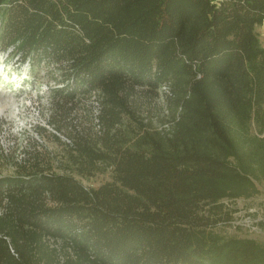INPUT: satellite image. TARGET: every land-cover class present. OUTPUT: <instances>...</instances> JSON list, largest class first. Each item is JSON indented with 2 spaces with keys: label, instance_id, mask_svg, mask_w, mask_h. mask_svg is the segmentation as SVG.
<instances>
[{
  "label": "trees",
  "instance_id": "obj_1",
  "mask_svg": "<svg viewBox=\"0 0 264 264\" xmlns=\"http://www.w3.org/2000/svg\"><path fill=\"white\" fill-rule=\"evenodd\" d=\"M263 18L264 0H0V51L52 69L56 121L96 98L70 171L111 174L85 186L40 153L0 174V264H264L213 229L264 184Z\"/></svg>",
  "mask_w": 264,
  "mask_h": 264
},
{
  "label": "rangeland",
  "instance_id": "obj_2",
  "mask_svg": "<svg viewBox=\"0 0 264 264\" xmlns=\"http://www.w3.org/2000/svg\"><path fill=\"white\" fill-rule=\"evenodd\" d=\"M258 35L264 46V24H260ZM26 67L17 66L15 57L10 58L0 51V174H14L16 163L22 162L28 153H40L46 160V171L70 172L85 186H97L109 180L110 168L82 176L70 171L68 161L67 143L71 140L68 133L91 125L90 106L94 117L96 98L91 95L72 106L66 104L64 118L58 122V107L46 89L47 85L54 84L51 76L56 75L52 69L44 67L37 71V76L29 75ZM159 90L165 89L162 86ZM54 101L60 98L55 97ZM153 102L163 107L161 98ZM165 113L166 110L154 111L155 125L160 124L159 119H163ZM257 185L260 189L257 194L234 200L238 210L233 213L232 221L214 226V231L223 236L253 237L264 243V224H260L264 223V184Z\"/></svg>",
  "mask_w": 264,
  "mask_h": 264
},
{
  "label": "crops",
  "instance_id": "obj_3",
  "mask_svg": "<svg viewBox=\"0 0 264 264\" xmlns=\"http://www.w3.org/2000/svg\"><path fill=\"white\" fill-rule=\"evenodd\" d=\"M260 27V24L256 26V30L258 31V28ZM259 36V35H258ZM260 39V36H259ZM261 41V40H260Z\"/></svg>",
  "mask_w": 264,
  "mask_h": 264
},
{
  "label": "built area",
  "instance_id": "obj_4",
  "mask_svg": "<svg viewBox=\"0 0 264 264\" xmlns=\"http://www.w3.org/2000/svg\"><path fill=\"white\" fill-rule=\"evenodd\" d=\"M261 24H264V18H263V20H262Z\"/></svg>",
  "mask_w": 264,
  "mask_h": 264
},
{
  "label": "bare ground",
  "instance_id": "obj_5",
  "mask_svg": "<svg viewBox=\"0 0 264 264\" xmlns=\"http://www.w3.org/2000/svg\"><path fill=\"white\" fill-rule=\"evenodd\" d=\"M2 109V108H1Z\"/></svg>",
  "mask_w": 264,
  "mask_h": 264
}]
</instances>
